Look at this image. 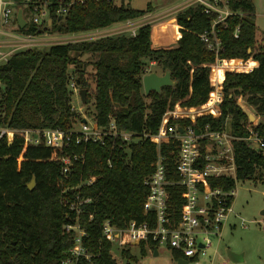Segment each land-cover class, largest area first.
Segmentation results:
<instances>
[{
	"label": "trees",
	"instance_id": "16d2710c",
	"mask_svg": "<svg viewBox=\"0 0 264 264\" xmlns=\"http://www.w3.org/2000/svg\"><path fill=\"white\" fill-rule=\"evenodd\" d=\"M85 1L71 10L64 23L54 26L55 31L79 34L105 29L142 18L151 7L149 4L147 10H136L111 0ZM228 3L235 14L227 19L226 27L217 29L223 46L218 72L210 66L216 62L215 54L200 39L212 24L201 7L177 15L179 30L174 48H155L152 26L145 25L135 36L120 34L48 49L29 48L0 64V128L72 130L80 118L71 105L69 82L75 78L81 89L88 90L87 104H92L93 116L100 125H107L113 116L120 131L151 136L129 145L118 138H107L103 145L73 144L64 150L25 146L18 136L11 141L0 138V264H62L77 234L67 227L75 224L87 232L84 246L93 256L90 263L83 260L81 264H118L112 256L114 246L103 235L105 222L126 228L131 221L154 220V213L144 211L148 195L145 180L155 171L159 152L166 157L170 178L178 180V142L171 140L159 150L152 136L159 132L167 110L179 102L189 108L202 106L193 112L210 108L215 95L208 102L209 95L216 84L225 94L222 115L217 120L204 116L198 125L209 124L214 130L227 128L241 137L254 127L264 136V46L258 41L256 7L253 0ZM37 30L31 26L22 32L36 34ZM153 62L164 73L170 70L176 84L164 87L161 94L147 96L143 76ZM247 63L258 66H241ZM239 100L254 109L260 122L250 125L238 106ZM212 107L206 112L214 113ZM172 123L185 126L191 121ZM235 150L239 180L264 182V152L245 141L236 142ZM67 154H76L79 159L70 177L65 178L59 158ZM34 177L37 186L30 191L27 184ZM92 177L96 181L85 184ZM234 185L231 179L209 178L203 190L232 189ZM170 193L173 220L180 221L186 190L176 185L170 187ZM75 196L92 199L80 214L64 204ZM156 246L149 238L138 246L139 255L133 248L121 255L127 264L136 263ZM177 255L182 256L180 252Z\"/></svg>",
	"mask_w": 264,
	"mask_h": 264
},
{
	"label": "built area",
	"instance_id": "2783aa9c",
	"mask_svg": "<svg viewBox=\"0 0 264 264\" xmlns=\"http://www.w3.org/2000/svg\"><path fill=\"white\" fill-rule=\"evenodd\" d=\"M113 1V0H111ZM85 0H0V36L14 37L16 42L50 44L54 40L48 37H60V39H72L77 43L88 41L86 37L104 33L108 28L96 31L83 32L79 34H63L55 31L54 26L61 25L66 21L68 14L77 5L85 4ZM114 2V1H113ZM194 7H201L202 12L207 15L212 24L201 36V41L216 56V62L210 66L218 69L221 66L219 55L223 50L222 41L218 35V27H226L227 19L235 13L230 10L228 0H174V5L165 11L158 13L152 18L156 20L168 17H177L178 14ZM22 10L23 18L27 25L21 28L17 20L19 11ZM28 16V17H27ZM60 17H64L59 21ZM150 18H139L127 22L115 24L121 34L132 33L137 35L139 29L145 25ZM53 23L50 24V21ZM36 26V34H25L22 30ZM114 26V25H113ZM239 30L235 36L238 37ZM107 37V36H106ZM104 38V37H103ZM85 41H84V40ZM100 39V38H99ZM98 40V39H97ZM2 43V42H0ZM4 45H0L2 47ZM5 46L12 47V44ZM7 55L0 52V61ZM8 61V60H7ZM156 64L153 62L151 65ZM241 66L252 68L247 64ZM239 67V66H236ZM150 67L145 71L149 74ZM69 89L72 93V111L80 115L77 119L80 122L79 129H11L0 128V138L11 141L15 136L24 139L25 146H46L48 148L64 150L73 144H105L107 138H118L127 145L147 139V134L136 136L131 132L120 131L113 116H110L109 123L105 126L84 112L86 105L83 104L78 83L71 78ZM215 95L214 113L195 111L200 107H186L179 102L174 108H169L163 117L159 132L152 136L156 140L158 148L169 144L171 140L178 142V150L175 157V171L178 180H172L168 174L166 157L159 152L155 171L145 180L148 189L147 199L144 204L145 214L154 213V220L150 218L145 222L131 221L126 228H118L111 221L104 224L103 235L108 238L114 249L113 259L119 263L117 254L124 250L139 246L152 238L157 244L156 247L168 248L173 252H180L183 259L189 264H203V257H210L213 248L212 236L219 239L223 236L224 226L229 218L235 214L234 200L238 194L237 185L239 180V166L236 162L235 143L240 141L248 142L264 152V136L254 127L248 128V135L245 137L234 135L229 129L214 130L209 124L198 125V120L204 116H212L215 120L222 115V104L225 94L216 84L209 95L211 100ZM207 102V103H208ZM206 103V104H207ZM77 104L80 106L78 107ZM204 106V105H203ZM175 120H189L190 124L182 126L172 123ZM179 128H182V132ZM83 156L80 158L82 159ZM79 159L76 154H67L59 158L62 163V175L70 177L75 161ZM231 179L235 185L232 189L216 187L203 190L207 179ZM96 177L85 182L92 185ZM182 186L185 188V208L180 221H174L172 217V204L170 187ZM66 191L64 192V194ZM91 198L75 196L74 199L67 198L64 201L66 207L73 212L80 214L83 206L90 203ZM91 218L93 216L91 215ZM78 221V219H77ZM155 225L153 228L152 225ZM68 230H75L74 244L69 250L68 257L62 264H81L83 260L91 262L93 256L84 246V238L87 236L85 229L80 224L67 227ZM217 253V252H216ZM214 262V258H213Z\"/></svg>",
	"mask_w": 264,
	"mask_h": 264
},
{
	"label": "rangeland",
	"instance_id": "374dc122",
	"mask_svg": "<svg viewBox=\"0 0 264 264\" xmlns=\"http://www.w3.org/2000/svg\"><path fill=\"white\" fill-rule=\"evenodd\" d=\"M118 5H124L136 10H147L150 4V11L144 16L150 18L145 21L144 24L152 26L153 29V45L155 48H174L177 46L178 30L179 26L176 21V17H168L165 19H159L155 21V17L152 16L165 11L166 9L174 5V0H113ZM256 7L257 19L256 24L258 26V41L259 44L264 46V0H253ZM28 17V16H27ZM122 23V22H121ZM115 25L108 28V31L104 33H98L96 35H90L86 37L88 41H95L103 37H112L120 35ZM126 36H132L131 32L124 34ZM54 40L49 41L50 44L33 43L29 45L25 42H16L14 37H2L0 40L4 45L0 47V52H4L6 57H2L0 64L6 62L14 54L29 49V48H43L48 49L53 45L66 44L74 42V40L60 39V37H48ZM84 40V39H83ZM85 41V40H84ZM83 42V41H80ZM12 44L13 46H5ZM88 60V57H84ZM151 72H157L160 75L165 74L163 69L158 64L150 65ZM243 101V100H241ZM244 102V101H243ZM245 103V102H244ZM246 104V103H245ZM79 107L80 105L77 104ZM254 110V109H253ZM94 108L91 105H86L84 112L88 117L93 116ZM261 120V119H260ZM260 120L258 122H260ZM257 122V123H258ZM80 122L76 120L74 129H79ZM238 194L234 200V211L227 224L224 226L223 236L219 239L216 236H212L213 248L210 251V257H203V262L211 264L210 262L217 260L221 255H226L227 249L235 254H247V261L239 264H262L264 261V216L261 212L264 210V182H254L251 180L240 181L237 185ZM227 247V248H225ZM217 252V253H216ZM135 255H139V251H134ZM120 253L117 254L118 264H127Z\"/></svg>",
	"mask_w": 264,
	"mask_h": 264
},
{
	"label": "water",
	"instance_id": "95a60500",
	"mask_svg": "<svg viewBox=\"0 0 264 264\" xmlns=\"http://www.w3.org/2000/svg\"><path fill=\"white\" fill-rule=\"evenodd\" d=\"M64 17H60L59 21L63 20ZM17 20L21 28H24L27 25L26 20L23 18L22 10L19 11ZM53 23V20L50 21V24ZM176 82L172 79V73L170 70H167L165 74L160 75L157 72H150L149 74H145L143 76V86L145 94L148 96L149 94L155 92L158 94L162 93L164 87L175 86ZM81 99L84 105H87L88 102V90L81 89L80 91ZM2 96V84L0 82V98ZM238 106L242 109V111L247 115L250 125H253L257 122L258 115L256 112L250 108L243 101H238ZM182 132V128H179ZM37 186V179L34 177L30 183L27 184V187L30 191H33ZM261 215L264 216V210L261 212ZM233 253L230 251L228 253L229 257L235 261L232 257ZM235 255V254H234ZM238 263L239 261H235ZM179 264H189L188 260L181 259L179 260Z\"/></svg>",
	"mask_w": 264,
	"mask_h": 264
},
{
	"label": "crops",
	"instance_id": "0c3cea01",
	"mask_svg": "<svg viewBox=\"0 0 264 264\" xmlns=\"http://www.w3.org/2000/svg\"><path fill=\"white\" fill-rule=\"evenodd\" d=\"M0 38L2 37L0 36ZM2 41L4 40H0V42ZM257 66L258 65H255L252 67H257ZM259 120H260V117L258 116L257 122ZM135 250L139 251L138 246L133 247V251ZM229 252L230 250L227 249L226 255L225 254L221 255L217 260H214V262L211 261L210 263L211 264H239L241 262L247 261L246 253L245 254L233 253V255L231 254L235 261H239L238 263H236L229 257L228 255ZM182 258H183L182 256L177 255V252H173L168 248L156 247L155 249H149L147 252V255H145L144 257H139L138 262L132 263V264H179V260H181ZM261 263L264 264V261H261ZM203 264H206V262H203Z\"/></svg>",
	"mask_w": 264,
	"mask_h": 264
},
{
	"label": "bare ground",
	"instance_id": "6f19581e",
	"mask_svg": "<svg viewBox=\"0 0 264 264\" xmlns=\"http://www.w3.org/2000/svg\"><path fill=\"white\" fill-rule=\"evenodd\" d=\"M220 67H221V66H220ZM220 67H219V68H220ZM219 68L216 69L217 72H218ZM215 102H216V100H214V103H215ZM214 103H213V104H214ZM213 104H212V105H213ZM212 105H211V107H212ZM211 107H210V108H211ZM210 108H208V109H203V110H200V111L206 112V111H208ZM212 109H213V107H212Z\"/></svg>",
	"mask_w": 264,
	"mask_h": 264
}]
</instances>
